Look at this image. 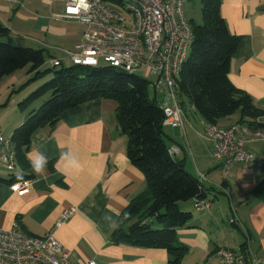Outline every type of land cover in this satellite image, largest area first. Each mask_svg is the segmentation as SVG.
I'll return each mask as SVG.
<instances>
[{
  "label": "crops",
  "instance_id": "1",
  "mask_svg": "<svg viewBox=\"0 0 264 264\" xmlns=\"http://www.w3.org/2000/svg\"><path fill=\"white\" fill-rule=\"evenodd\" d=\"M64 10L63 0H0V22L8 27L11 43L44 49L49 62L60 59L64 64L70 59L67 52L77 51L87 29L77 20L56 16ZM221 14L230 31L240 36L229 78L264 110V0H222ZM29 76L24 68L0 81V114L8 104L24 98L26 91L18 99L13 93ZM188 103L189 108L183 105V128L172 127L170 135L166 132L167 141L181 148L174 156L186 169L189 163L193 165L190 172L202 180L210 205L186 206L193 219L178 229L179 243L188 247L181 264H220L216 253L222 247L247 249L264 259V140L245 145L259 163L236 162L224 175L223 159L214 155V143L206 135L207 122ZM117 106L110 98L90 100L66 110L55 125L33 134L28 160L32 164L42 153L47 164L39 174L33 171L32 178L14 182L29 181L26 191H14L13 183L0 181V228L17 223L33 236L54 233L71 251L73 262L168 264L164 248L116 243L112 238L121 215L139 195L148 194L145 175L128 158V137L117 123ZM26 116L23 112L13 119L10 134ZM257 127L264 131V117ZM204 138L208 145L198 150L195 143ZM4 167L0 166V176L11 178ZM12 173L25 175L19 164Z\"/></svg>",
  "mask_w": 264,
  "mask_h": 264
},
{
  "label": "trees",
  "instance_id": "2",
  "mask_svg": "<svg viewBox=\"0 0 264 264\" xmlns=\"http://www.w3.org/2000/svg\"><path fill=\"white\" fill-rule=\"evenodd\" d=\"M112 6L122 0H105ZM222 0H201L202 23H193L194 42L177 78L179 96L189 100L193 109L209 124L230 122L254 123L264 117L253 98L230 80V66L240 36L232 33L221 14ZM44 49L14 45L9 29L0 22V81L18 70L28 68L30 75L21 86L37 82L52 73L28 97L18 102L25 120L14 128L13 143L19 167L25 175L0 176L8 184L33 177V166L27 153L33 134L46 125H55L62 114L87 101L110 98L117 101L116 119L128 137L130 162L143 172L147 196L139 195L121 215L113 232L116 243L144 248H164L168 264H181L188 247L178 241V229L193 219L187 205L206 200L202 180L188 171L185 164L170 152L164 125V113L156 97H150V84L136 74L113 66H52L47 71ZM48 96L38 108L34 103ZM183 105V101L181 100ZM236 120L233 117L236 116ZM229 125V124H228ZM53 169L52 163L50 164Z\"/></svg>",
  "mask_w": 264,
  "mask_h": 264
},
{
  "label": "built area",
  "instance_id": "3",
  "mask_svg": "<svg viewBox=\"0 0 264 264\" xmlns=\"http://www.w3.org/2000/svg\"><path fill=\"white\" fill-rule=\"evenodd\" d=\"M65 10L57 17L77 20L87 26L77 51L67 52L74 64L100 66L103 60L116 69L136 74L145 71L154 74L149 82L164 113V125L183 128L185 112L179 97L177 78L187 60L194 32L185 16L187 0H122L116 6L105 0H63ZM52 66L62 65L60 59H52ZM263 118V117H262ZM254 123L234 122L229 125H206V135L214 143V155L223 159L222 173L240 162L244 165L258 162L256 155L245 149L249 142L264 140V131ZM178 145L170 152L176 155ZM0 159L8 170L18 166L14 146L10 138L0 133ZM14 191L30 188L27 180L13 183ZM208 200L199 201L197 208L209 207ZM71 210L63 214L69 217ZM62 223L59 222L57 226ZM217 256L220 264H264L258 255L241 249L234 251L222 247ZM0 264H98L90 259L73 262L71 251L54 235L33 236L23 231L17 223L9 229L0 228Z\"/></svg>",
  "mask_w": 264,
  "mask_h": 264
},
{
  "label": "rangeland",
  "instance_id": "4",
  "mask_svg": "<svg viewBox=\"0 0 264 264\" xmlns=\"http://www.w3.org/2000/svg\"><path fill=\"white\" fill-rule=\"evenodd\" d=\"M184 11H185L186 18L191 23V25L193 23H197V24H201L202 23V5H201V0H187V2L185 4V7H184ZM70 21H72V20H70ZM46 55H47L48 58L50 57L47 52H46ZM63 65L70 66V65H72V61L70 59H66ZM106 65H108L107 62H105L103 60L100 61V66H106ZM60 68H62V67L60 66V67H57L56 69H60ZM48 69H52V66H51L50 62L47 60V62L42 66V70L43 71H47ZM51 74L52 73H50V74L48 73L46 78L43 79V80H40L38 82H31L30 84H28V85H26L24 87H20L17 91H15L13 93L14 99H18L19 97L21 98L20 95H23L25 93V91L27 92V94L24 96V98L28 97V95H30L32 92L37 90L41 85H43L44 82L49 80L50 77H51L50 76ZM136 75L139 78L145 79V80H147L148 82H151V83L156 80V76L154 74H147V72H145V71H138L136 73ZM149 93H150V97L151 98L154 97L155 91H154L153 87H150ZM24 98H21V99H24ZM46 99H48V96L39 98L34 103V107L38 108L40 106V104ZM157 99L159 100V97ZM180 99L184 102L183 105L185 104L186 107L189 106L187 98H185V97L181 98L180 97ZM30 109L27 110L26 114L28 113V111H30ZM21 114H23V111H21L19 109L17 102L14 105L12 103L8 104V106H6V108H5V111L2 114H0V124H1L0 133L5 138H10L11 137L12 133L10 134V129H9L10 125H11L13 119H16L17 116H19ZM171 128H172L171 126H166V132L169 135L172 132ZM206 140L207 139L204 138V141L202 140V143L201 142H200V144L195 143L196 148L198 150L200 149L202 151L204 149V147L206 145H208ZM167 142L169 143L170 140H168ZM213 152H214V149H213ZM191 159H192V157H191ZM0 166L4 167L3 163H0ZM187 169L189 171H194L193 165L191 163H189L187 165ZM16 171H18V170H16Z\"/></svg>",
  "mask_w": 264,
  "mask_h": 264
},
{
  "label": "clouds",
  "instance_id": "5",
  "mask_svg": "<svg viewBox=\"0 0 264 264\" xmlns=\"http://www.w3.org/2000/svg\"><path fill=\"white\" fill-rule=\"evenodd\" d=\"M47 164V157H45L42 153L38 154L37 158L32 161L33 171L39 174L43 171L44 167Z\"/></svg>",
  "mask_w": 264,
  "mask_h": 264
}]
</instances>
